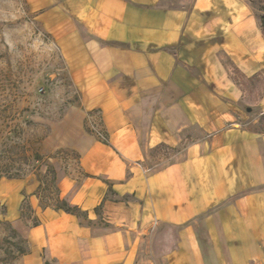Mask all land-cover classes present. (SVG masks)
Returning <instances> with one entry per match:
<instances>
[{
  "label": "crops",
  "instance_id": "1",
  "mask_svg": "<svg viewBox=\"0 0 264 264\" xmlns=\"http://www.w3.org/2000/svg\"><path fill=\"white\" fill-rule=\"evenodd\" d=\"M28 1L79 91L66 145L77 161L70 172L53 164L68 210L45 203L38 180L1 179L4 219L27 247L11 264H264L262 122L242 127L241 91L216 96L177 62L194 19L182 4ZM95 116L106 140L88 131ZM164 225L178 232L157 233Z\"/></svg>",
  "mask_w": 264,
  "mask_h": 264
},
{
  "label": "rangeland",
  "instance_id": "2",
  "mask_svg": "<svg viewBox=\"0 0 264 264\" xmlns=\"http://www.w3.org/2000/svg\"><path fill=\"white\" fill-rule=\"evenodd\" d=\"M174 1L194 18L191 30L183 35L177 49L173 47L177 62L194 64L191 68L196 78L216 96L226 86L238 88L242 98L234 110L237 122L248 127L257 119L264 129V115H259L264 109V36L260 27L264 3ZM33 4L0 0V171L4 172L0 182L7 177L38 180L42 200L55 205L54 166L70 172L77 161L75 151L66 145L67 128L78 121L79 91L53 34L39 16L43 9H34ZM90 123L88 131L103 140L96 135L97 129L106 140L97 116ZM188 134L189 139L203 136L198 129ZM163 151L170 153L166 148ZM171 157L163 162L151 160L147 167L174 161L175 156ZM4 190L0 189L7 192ZM5 206L0 201V260L14 262L20 257L18 240L4 219ZM177 228L164 225L157 233L174 234ZM156 242L162 246L168 241Z\"/></svg>",
  "mask_w": 264,
  "mask_h": 264
},
{
  "label": "trees",
  "instance_id": "3",
  "mask_svg": "<svg viewBox=\"0 0 264 264\" xmlns=\"http://www.w3.org/2000/svg\"><path fill=\"white\" fill-rule=\"evenodd\" d=\"M260 1H262L264 3V0H260ZM260 27H261V32L264 36V14H262L260 16ZM7 138H9V137H7ZM0 140H1V138H0ZM2 173H4V172L1 170L0 171V177H1ZM7 178H13V177H7ZM52 180H54V176H53ZM55 206H57V207L60 206V207H64V208L66 207L65 203L63 201L57 200V198H56ZM66 209L68 210L69 208L66 207ZM6 224L9 227V229L11 230L13 236H15L16 239L18 240V244H16V250H17L18 254L22 255V254L26 253L27 247H26L25 239L22 238L21 236H19V234L15 231V229L11 226V224L8 221H6ZM12 259L14 260V257ZM0 263L11 264L13 262L7 261V260H4V261L0 260Z\"/></svg>",
  "mask_w": 264,
  "mask_h": 264
},
{
  "label": "built area",
  "instance_id": "4",
  "mask_svg": "<svg viewBox=\"0 0 264 264\" xmlns=\"http://www.w3.org/2000/svg\"><path fill=\"white\" fill-rule=\"evenodd\" d=\"M95 133H96V135H97L100 139L105 140V135H104L103 132H101V131L95 129Z\"/></svg>",
  "mask_w": 264,
  "mask_h": 264
}]
</instances>
